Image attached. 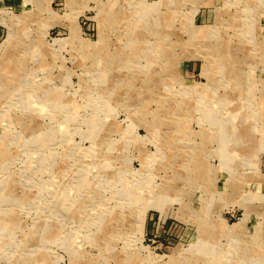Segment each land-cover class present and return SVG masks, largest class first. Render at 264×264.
Instances as JSON below:
<instances>
[{
	"label": "rangeland",
	"instance_id": "1",
	"mask_svg": "<svg viewBox=\"0 0 264 264\" xmlns=\"http://www.w3.org/2000/svg\"><path fill=\"white\" fill-rule=\"evenodd\" d=\"M0 156V264H264V0H0Z\"/></svg>",
	"mask_w": 264,
	"mask_h": 264
},
{
	"label": "bare ground",
	"instance_id": "2",
	"mask_svg": "<svg viewBox=\"0 0 264 264\" xmlns=\"http://www.w3.org/2000/svg\"><path fill=\"white\" fill-rule=\"evenodd\" d=\"M232 20V19H231ZM147 27V26H146ZM143 29V28H142ZM136 42V41H135ZM133 44V43H132ZM7 47V46H6ZM230 48V47H229ZM148 49H149V46H148ZM153 49H154V47H153ZM232 49V48H231ZM134 51V50H133ZM145 51V50H144ZM143 52V51H142ZM234 57V56H233ZM137 58V57H136ZM236 60V59H235ZM3 65V64H2ZM4 71V70H3ZM152 75H153V73H152ZM134 88V87H133ZM129 93V92H128ZM30 103V102H29ZM75 104V103H74ZM35 107V106H34ZM42 107V106H41ZM32 108V107H31ZM37 109V108H36ZM210 109V108H209ZM78 110V109H77ZM35 112V111H34ZM31 117V116H30ZM31 119V118H30ZM43 140V139H42ZM2 145V144H1ZM8 154V153H7ZM1 157V156H0ZM2 160V159H1ZM15 191V190H14ZM12 193H14V192H12ZM4 194V193H3ZM59 194V193H58ZM64 194H66V193H64ZM63 195V194H62ZM61 195V196H62ZM62 199H65V196L64 197H62ZM107 220V219H106ZM14 222V221H13ZM6 223V222H5ZM108 223V222H107ZM237 223V222H236ZM109 224V223H108ZM236 225V224H235ZM259 231V230H258ZM99 235V234H98ZM45 241V240H44ZM246 253V252H245ZM248 255V254H247ZM201 256H203V255H201Z\"/></svg>",
	"mask_w": 264,
	"mask_h": 264
}]
</instances>
